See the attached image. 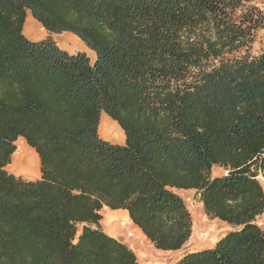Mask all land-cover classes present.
Listing matches in <instances>:
<instances>
[{
  "label": "trees",
  "instance_id": "16d2710c",
  "mask_svg": "<svg viewBox=\"0 0 264 264\" xmlns=\"http://www.w3.org/2000/svg\"><path fill=\"white\" fill-rule=\"evenodd\" d=\"M27 11L93 60L28 39ZM263 27L255 0H0V264H138L102 229L103 206L154 248L181 249L179 189L231 229L174 264H264ZM102 112L123 143L99 135ZM18 138L36 179L6 169Z\"/></svg>",
  "mask_w": 264,
  "mask_h": 264
},
{
  "label": "rangeland",
  "instance_id": "374dc122",
  "mask_svg": "<svg viewBox=\"0 0 264 264\" xmlns=\"http://www.w3.org/2000/svg\"><path fill=\"white\" fill-rule=\"evenodd\" d=\"M255 2L260 7V9L264 10V0H255ZM26 16L29 17L30 13L28 12ZM32 19H34V18H32ZM34 21H36V20L34 19ZM38 24L40 25V27L38 26L39 27L38 32H36L35 34L34 33L30 34V32L28 31L24 35L27 38L31 37L35 40L44 39V38H47L50 36L57 43V45L59 47L68 51L69 53H76L78 51H83L89 56L90 60H93V58H94L93 52L89 48H87L80 39H77L76 36H74L72 33H69V32L50 33L48 31H46L41 26L40 23H38ZM29 25H30V23H29ZM41 27H42V29H40ZM28 39H30V38H28ZM33 39H30V40H33ZM262 50H264V27L259 29L255 33L252 52L256 54ZM102 117L104 118L103 122H104L105 126L103 129L102 128L98 129L99 135L103 139L108 140L112 143H118V144L123 143L124 142L123 131L120 129V127L118 125H116L117 123L114 122L109 116H107L103 112L100 114L99 119H101ZM107 117H108V119H105ZM99 123H100V121H99ZM18 139H20V138H18ZM16 141H15V147L17 148ZM12 160H13V156L11 157L10 163L6 166V169L10 172L11 171L16 172V163H14V161H12ZM16 173H18V172H16ZM223 173H224V169L221 167L213 166L211 169V175L212 176H218V175H221ZM37 174L40 175V172L38 171ZM21 175H23V174H21ZM24 176H26V175H24ZM259 180H260V182L263 186V189H264V180L261 176H259ZM179 194L184 199L185 204L191 213L193 227H194V225L197 227L195 232L193 230V235H195L196 241H199L200 243L192 244V243L196 242L193 240L195 238L193 236V238H191L193 241L191 244L194 245V247L202 248V247L211 246L219 237H221L224 233H226L227 231H229L231 229V227L228 224H226L225 222L219 221L218 219H215V218L212 219L204 213L202 203L199 201V196L196 193V190H194V189L183 190V191H180ZM103 209L104 208H102L100 211L102 212ZM101 216H102V214H101ZM256 221H257V224L262 229H264V212L257 218ZM129 224H131V222H129ZM103 225L101 224L102 229L104 231H108L105 228L108 226L104 225L105 226L104 227ZM110 232L115 237L120 238L129 247L130 246L133 247V249H136L137 246L139 248H148L151 245V244H149V241L144 238L141 231L137 227H135L133 224L128 225V226L117 227V229H115L114 232H112L111 230H110ZM211 238H213V239H211ZM187 248H189V246ZM137 253H139V252H137ZM177 253L179 255L180 251L176 252L175 255L170 254V256H168V258H167V261L172 260L171 257L176 258ZM137 257H139V256H137Z\"/></svg>",
  "mask_w": 264,
  "mask_h": 264
},
{
  "label": "crops",
  "instance_id": "0c3cea01",
  "mask_svg": "<svg viewBox=\"0 0 264 264\" xmlns=\"http://www.w3.org/2000/svg\"><path fill=\"white\" fill-rule=\"evenodd\" d=\"M28 38L33 39L31 37H28ZM33 40H35V39H33ZM11 172L14 173L15 175L21 176L25 179H36L39 177V175L37 174L38 173L37 171H33V172L29 173L30 176H24V175H21L20 173L18 174L16 172H14V171H11ZM183 190L184 189H179V190H177V192L179 193L180 191H183ZM187 190H192V189H187ZM102 208H104V209L102 212L100 211V213L102 214V219L100 220V223L103 225L102 221L104 220V216L111 220L112 224H110L109 227H105L103 225L108 230L105 232L110 234L111 236H114V235L111 234L110 230L112 232H114L115 229H117V227L131 225V224H129L128 221L121 220L122 218H124V216H125L124 214L127 213L126 210L110 209L106 206H103ZM196 229H197V227L195 225L193 227V224H192V232H191L190 238L188 239V241L184 245V247L181 249H178V250H169V251L159 250V249L154 248V246L150 243V241H149V244H151V245L148 248H139L137 246L136 249H133V247H131V246L129 247L128 245L127 246L134 251L136 258H137V261H138V264H162V263L174 264L183 255V253L185 251L200 249V248L194 247V245H192V244L200 243L199 241H196V237H195V235H193V230L195 232ZM193 236L195 237L193 239L194 241H196L195 243H192L193 241L191 238H193ZM211 239H213V238H211ZM146 240H148V239H146ZM188 246H189V248H187ZM179 251H180V253H179V255L177 253L176 258L171 257L172 260L167 261V258H168V256H170V254L175 255L176 252H179ZM137 252H139V253H137ZM137 256H139V257H137Z\"/></svg>",
  "mask_w": 264,
  "mask_h": 264
},
{
  "label": "bare ground",
  "instance_id": "6f19581e",
  "mask_svg": "<svg viewBox=\"0 0 264 264\" xmlns=\"http://www.w3.org/2000/svg\"><path fill=\"white\" fill-rule=\"evenodd\" d=\"M29 23H30V25H29ZM38 26L40 27L38 22L34 21V19H32V17L29 16L26 18V20L24 22L23 33L26 34V32L29 31L30 34L31 33L35 34L36 32L39 31ZM40 29H42V27ZM103 119H104L103 117L100 119L98 129L104 128L105 125H104ZM105 119H108V117ZM16 146H17V148L15 149V152L12 155L13 156L12 161H14V163H16V172L23 174V175H26V176H30L29 173H31L33 171L38 172L39 171V161H38V156L34 152V150H32L26 144V142L23 138H20L16 141ZM124 215H125L124 218H122L121 220L131 222L127 213H125ZM102 222L104 225H107L108 227L110 226V224H112L111 220L105 216H104V220ZM131 224H133V223L131 222Z\"/></svg>",
  "mask_w": 264,
  "mask_h": 264
},
{
  "label": "water",
  "instance_id": "95a60500",
  "mask_svg": "<svg viewBox=\"0 0 264 264\" xmlns=\"http://www.w3.org/2000/svg\"><path fill=\"white\" fill-rule=\"evenodd\" d=\"M115 237V236H114ZM118 240H121L120 238L116 237ZM122 241V240H121Z\"/></svg>",
  "mask_w": 264,
  "mask_h": 264
},
{
  "label": "built area",
  "instance_id": "2783aa9c",
  "mask_svg": "<svg viewBox=\"0 0 264 264\" xmlns=\"http://www.w3.org/2000/svg\"><path fill=\"white\" fill-rule=\"evenodd\" d=\"M162 264H165V263H162Z\"/></svg>",
  "mask_w": 264,
  "mask_h": 264
}]
</instances>
